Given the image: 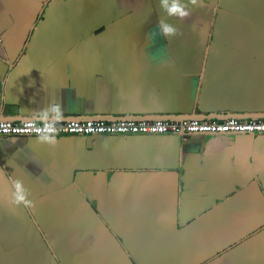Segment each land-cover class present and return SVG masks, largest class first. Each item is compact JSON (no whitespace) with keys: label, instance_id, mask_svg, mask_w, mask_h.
I'll list each match as a JSON object with an SVG mask.
<instances>
[{"label":"crops","instance_id":"1","mask_svg":"<svg viewBox=\"0 0 264 264\" xmlns=\"http://www.w3.org/2000/svg\"><path fill=\"white\" fill-rule=\"evenodd\" d=\"M40 4L0 0V112H264V0ZM128 256L264 264V132L0 134V264Z\"/></svg>","mask_w":264,"mask_h":264},{"label":"built area","instance_id":"2","mask_svg":"<svg viewBox=\"0 0 264 264\" xmlns=\"http://www.w3.org/2000/svg\"><path fill=\"white\" fill-rule=\"evenodd\" d=\"M264 132V117L192 118H0V134Z\"/></svg>","mask_w":264,"mask_h":264},{"label":"water","instance_id":"3","mask_svg":"<svg viewBox=\"0 0 264 264\" xmlns=\"http://www.w3.org/2000/svg\"><path fill=\"white\" fill-rule=\"evenodd\" d=\"M2 111L0 112V118H14V119H19V118H25V117H36V118H43V117H51V116H38V115H32V116H11L7 114V106L6 104L2 106ZM10 111V114H15L16 113V107L10 106L8 108ZM134 117V118H177V119H182V118H192V117H215V118H225L229 116H235V117H240V118H245V117H264V112H257V113H244V114H238L237 112H205V113H196V112H187L185 114H151V115H134V114H129V113H123V114H81V115H70V116H55L57 119L58 118H69V117H76V118H105V119H115L119 117ZM250 133V132H249ZM255 134V133H251ZM90 141V137L87 138V142Z\"/></svg>","mask_w":264,"mask_h":264},{"label":"clouds","instance_id":"4","mask_svg":"<svg viewBox=\"0 0 264 264\" xmlns=\"http://www.w3.org/2000/svg\"><path fill=\"white\" fill-rule=\"evenodd\" d=\"M189 4L197 5V0H171V4H169V0H160V7L162 10L165 11L167 15L175 16L179 19H185L191 14V10L188 7ZM161 24L166 35L176 34V29L174 26L169 25L163 20H161ZM17 188L20 189L19 184L17 185ZM23 199L24 193L22 190H20L18 200Z\"/></svg>","mask_w":264,"mask_h":264},{"label":"rangeland","instance_id":"5","mask_svg":"<svg viewBox=\"0 0 264 264\" xmlns=\"http://www.w3.org/2000/svg\"><path fill=\"white\" fill-rule=\"evenodd\" d=\"M38 0H36L37 2ZM70 1L72 0H41V4L38 8V10L36 11V15L34 17V19H38V18H41V19H49L50 21H52L56 15H55V9L59 8V9H62L64 7H70L69 6V3ZM44 8H49L48 10H46L45 14L42 15V12L44 10ZM69 11V10H68ZM77 14H78V11H75ZM96 14V13H95ZM83 17V16H82ZM100 17V16H98ZM100 19H97V21H99ZM67 21V19H66ZM96 21V22H97ZM103 20H101L102 22ZM35 227H36V231L41 234L43 233V228L44 227V224H39V223H34ZM128 258L130 259L131 263L134 261L132 256H128ZM133 264V263H132Z\"/></svg>","mask_w":264,"mask_h":264}]
</instances>
